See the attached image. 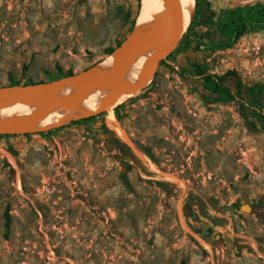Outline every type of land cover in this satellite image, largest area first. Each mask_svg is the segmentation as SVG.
<instances>
[{
	"label": "rangeland",
	"instance_id": "rangeland-1",
	"mask_svg": "<svg viewBox=\"0 0 264 264\" xmlns=\"http://www.w3.org/2000/svg\"><path fill=\"white\" fill-rule=\"evenodd\" d=\"M206 1L214 26L191 27L195 0L188 39L119 110L132 147L106 113L0 134V264H264V132L252 126L264 116V29L236 42L225 29L228 12L264 0ZM138 9V0H0V87L76 76L129 40ZM197 66L234 72L224 80L234 94H259L221 100Z\"/></svg>",
	"mask_w": 264,
	"mask_h": 264
},
{
	"label": "water",
	"instance_id": "water-1",
	"mask_svg": "<svg viewBox=\"0 0 264 264\" xmlns=\"http://www.w3.org/2000/svg\"><path fill=\"white\" fill-rule=\"evenodd\" d=\"M162 4V23L158 43L154 49L141 57H132L121 51V47L91 67L80 72L73 84L64 83L65 80L42 82L30 85L1 86L0 87V134L28 135L43 133L51 128L50 125L57 117L64 105L87 102L99 93L105 76L112 70L128 76L143 79V86L154 76L158 66L165 61L177 48L184 34L187 32L189 20L183 0H160ZM179 16L180 22H176ZM125 44V43H124ZM142 86V87H143ZM29 97L39 103H46L44 115L27 126L25 119H5L1 117L4 106H9L21 98ZM41 105V104H39ZM249 205L240 206V211H250Z\"/></svg>",
	"mask_w": 264,
	"mask_h": 264
},
{
	"label": "bare ground",
	"instance_id": "bare-ground-1",
	"mask_svg": "<svg viewBox=\"0 0 264 264\" xmlns=\"http://www.w3.org/2000/svg\"><path fill=\"white\" fill-rule=\"evenodd\" d=\"M183 1L185 3L187 18L189 20L193 13V4L195 3V0ZM176 22H180L179 16L176 17ZM161 23V1L139 0V9L134 30L129 40L123 44L121 51L132 57H141L147 54L149 51L154 49L158 43ZM76 80L77 78L73 77L65 80L64 83L73 84ZM142 86L143 79L135 76L124 75L112 70L103 79L99 93L94 99L87 102L64 105L49 128L65 126L70 124L72 121L94 117L105 112L107 114L105 117L107 127L115 133L116 136L122 140V142L132 147L131 140L115 118L114 108L118 107V105L122 103H125L129 99L137 97ZM45 111V102L39 103L29 97H25L9 106H4L1 112V117L5 119L27 117L24 122L27 126H30L39 121ZM6 158L14 167H16L13 158L9 154H6ZM151 170L161 174L160 171L155 168H152ZM161 175L164 181L179 183L183 186L181 182L175 179V176L174 178L171 175ZM204 246L207 250H210L207 244L204 243Z\"/></svg>",
	"mask_w": 264,
	"mask_h": 264
},
{
	"label": "trees",
	"instance_id": "trees-1",
	"mask_svg": "<svg viewBox=\"0 0 264 264\" xmlns=\"http://www.w3.org/2000/svg\"><path fill=\"white\" fill-rule=\"evenodd\" d=\"M139 5V0H138ZM215 18V12L211 10V5L206 0H196V7L194 9V16H193V23L191 24V27H212L216 22H214ZM227 24L225 25V29L228 32V40L231 42H236L240 38H242L244 35H246L249 32H255L261 29H264V4H257L254 6H247L243 8L236 9L234 11H230L227 13ZM189 32L187 31L182 40L180 41V44L182 45L185 40L188 39ZM199 40H201L199 38ZM192 42H188V46H190ZM203 46H206L205 44ZM215 47H219L218 45H214ZM196 48H198V43ZM114 49L112 48H106L104 50V54L108 55L112 53ZM171 56H169L166 60H168ZM165 61H162L161 64H163ZM206 67L197 66L196 67V74L198 77L202 78L205 87L207 90L214 96H217V98L221 100L226 101H235V98L242 100V94L248 93L249 95H255L259 94L257 87H251V88H238L235 91V94L232 90H230L228 87L224 85V80L226 78L232 77L237 79L236 74L232 71L227 72L225 75L218 77V76H208L206 75ZM71 77V73L67 75V78ZM18 82L12 81L8 86H18ZM30 85V84H26ZM243 91V92H242ZM132 99H129L125 103H122L118 105V107L114 108V113L116 116V119L118 121H121L123 116H120L118 114L119 110L123 109L127 102H130ZM241 108H244L241 105ZM102 114H105L102 113ZM99 115H96L94 117L84 118L80 121H72L70 123L71 126L77 125L80 123H85L90 120H92L95 117H99ZM256 125L259 127L262 132H264V116L262 115H255ZM67 127V126H66ZM107 130V129H106ZM112 132V131H111ZM121 146H124L128 148L124 143H122L120 140L116 139ZM129 149V148H128ZM237 208V206H236ZM7 216V221L5 223L6 230L8 231L9 228V218L8 213H5Z\"/></svg>",
	"mask_w": 264,
	"mask_h": 264
}]
</instances>
